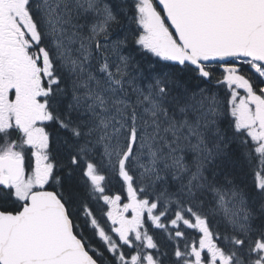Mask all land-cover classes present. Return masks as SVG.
<instances>
[{
    "label": "snow or ice",
    "instance_id": "6c2138e0",
    "mask_svg": "<svg viewBox=\"0 0 264 264\" xmlns=\"http://www.w3.org/2000/svg\"><path fill=\"white\" fill-rule=\"evenodd\" d=\"M0 264H264V0H0Z\"/></svg>",
    "mask_w": 264,
    "mask_h": 264
}]
</instances>
